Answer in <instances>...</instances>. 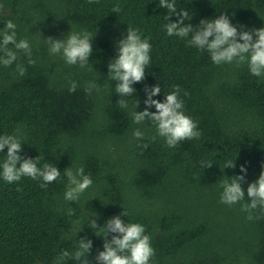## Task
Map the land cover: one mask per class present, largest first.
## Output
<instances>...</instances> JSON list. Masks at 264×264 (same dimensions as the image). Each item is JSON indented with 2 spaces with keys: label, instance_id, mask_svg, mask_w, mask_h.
<instances>
[{
  "label": "trees",
  "instance_id": "1",
  "mask_svg": "<svg viewBox=\"0 0 264 264\" xmlns=\"http://www.w3.org/2000/svg\"><path fill=\"white\" fill-rule=\"evenodd\" d=\"M0 3L9 9L0 17V31L6 20L13 21L17 41L28 39L35 61L29 64L28 56L9 45L18 58L10 67L0 64V135L19 134L22 157L39 156L38 167L52 163L61 171L46 187L42 180L8 183L0 176V264H57L84 236L93 242L88 259L94 262L104 237L88 226L91 219L103 226L123 212L125 223L143 224L151 237L150 264H264V212L257 208L256 218L248 220L241 210L248 184L264 170V78L253 76L247 63L214 64L207 50L168 36L163 27L168 10L159 0ZM117 4L118 14L111 11ZM176 6L192 13L186 22L193 26L224 13L243 30L264 27V0H176ZM128 26L150 37L151 63L132 96L122 98L128 107L121 108L108 64ZM82 30L95 35L85 68L49 53L45 37L63 39ZM17 64L26 69L23 76ZM72 81L75 92L68 90ZM89 82L98 86L91 94L85 92ZM157 83L161 93L153 99L160 101L179 85L185 113L202 133L199 139L169 148L150 121L133 123L132 113L146 107L145 87ZM134 100H139L136 109ZM136 128L144 132L143 140L133 137ZM145 143L147 148L139 146ZM6 154L7 146L0 165ZM205 161L212 166L203 168ZM227 161L236 167L224 168ZM241 165L247 169L245 200L221 203L222 181L242 175ZM80 166L93 184L76 202L66 201L64 170ZM60 264L78 262L66 258Z\"/></svg>",
  "mask_w": 264,
  "mask_h": 264
},
{
  "label": "clouds",
  "instance_id": "2",
  "mask_svg": "<svg viewBox=\"0 0 264 264\" xmlns=\"http://www.w3.org/2000/svg\"><path fill=\"white\" fill-rule=\"evenodd\" d=\"M95 0H89L93 3ZM159 6L168 10L165 19L169 22L163 27L168 36H176L187 39L188 46H194L199 50H207L214 64L233 63L237 65L247 63L250 73L253 76L264 78V27L243 30V25H234L229 15L221 13L214 19H202L198 25L193 26L190 21L192 13L186 8L177 9L176 0H159ZM114 13L121 11L120 6L114 5L111 9ZM8 7L0 3V17L7 15ZM177 16L175 21L170 17ZM95 35L87 30L80 32H68L63 38L45 37L51 55H62L67 65H79L85 68L89 58L93 53V39ZM190 37V38H189ZM150 37L142 36L137 28L128 26L124 38L116 42L117 56L108 64L110 78L116 81L115 92L120 95L117 101L121 108H127V101L123 97H131L136 91L133 87L135 83L145 79L146 68L151 63L152 45ZM13 45L15 50L22 51L29 57L28 63L34 64L31 59L32 47L27 38L17 41L16 24L11 20H6L5 26L0 31V64L10 67L17 61V51L10 48ZM16 71L23 76L26 69L22 64L16 65ZM98 86L95 82H89L85 87V92L91 94ZM77 83L72 81L69 92H75ZM173 91L164 94V100L153 99L161 93L159 83L146 86V107L142 111L132 113L133 123L143 124L150 121L155 125L157 135L164 138L169 148H175L180 142L185 140L199 139L202 135L198 128V123L185 113L184 101L180 96L179 85L173 86ZM135 109L139 105V100H134ZM155 107V111L149 109ZM144 132L139 128L133 131L136 140L144 139ZM156 137L153 136L152 140ZM22 138L19 134L0 135V152L7 146L6 158L0 168V176L8 183H15L22 177H29L33 180H42L41 187L58 180L61 171L52 163H45L43 167H38L39 156L35 158H25L20 155L22 151ZM147 148L148 144L139 145ZM213 161L202 163L203 168H210ZM235 168V161H227L224 168ZM223 168V169H224ZM223 171V170H222ZM242 175L228 176L221 183L223 191L220 202L227 205H234L245 200V190L242 182L245 180L247 169L240 166ZM68 185L64 193V199L76 202L80 195L92 186L93 180L90 175L85 174L83 166L73 170L68 167L64 170ZM248 202L241 205V210L248 213L247 219L253 220V211L259 208L264 212V170L258 178L249 183L247 187ZM73 210L69 209L68 215H73ZM121 216H127L126 212L115 215L107 219L103 226H98L95 219H91L90 228L98 236L104 237L103 250H98L95 261L88 259L91 253L93 242L87 236L78 239V249L74 253L64 251L58 258L57 264L64 259H72L78 264H150L155 250L151 245V237L145 234V226L141 223H125ZM99 229L100 231H96ZM112 233L111 238L109 234Z\"/></svg>",
  "mask_w": 264,
  "mask_h": 264
}]
</instances>
